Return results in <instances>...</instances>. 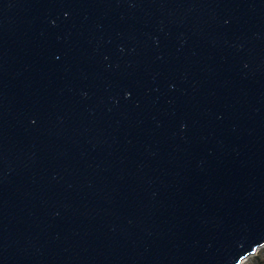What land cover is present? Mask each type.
Listing matches in <instances>:
<instances>
[{
	"label": "water",
	"instance_id": "water-1",
	"mask_svg": "<svg viewBox=\"0 0 264 264\" xmlns=\"http://www.w3.org/2000/svg\"><path fill=\"white\" fill-rule=\"evenodd\" d=\"M262 245L264 0H0V264Z\"/></svg>",
	"mask_w": 264,
	"mask_h": 264
},
{
	"label": "rangeland",
	"instance_id": "rangeland-1",
	"mask_svg": "<svg viewBox=\"0 0 264 264\" xmlns=\"http://www.w3.org/2000/svg\"><path fill=\"white\" fill-rule=\"evenodd\" d=\"M248 256L242 264H264V245Z\"/></svg>",
	"mask_w": 264,
	"mask_h": 264
},
{
	"label": "bare ground",
	"instance_id": "bare-ground-1",
	"mask_svg": "<svg viewBox=\"0 0 264 264\" xmlns=\"http://www.w3.org/2000/svg\"><path fill=\"white\" fill-rule=\"evenodd\" d=\"M260 247H261V246H259V247L257 248V250L260 249ZM248 257H249V256H247V257H245L244 259H242V261L240 262V264H242V263H243Z\"/></svg>",
	"mask_w": 264,
	"mask_h": 264
}]
</instances>
